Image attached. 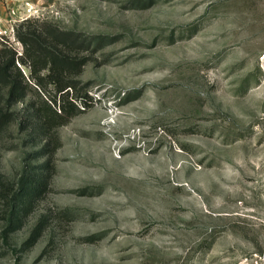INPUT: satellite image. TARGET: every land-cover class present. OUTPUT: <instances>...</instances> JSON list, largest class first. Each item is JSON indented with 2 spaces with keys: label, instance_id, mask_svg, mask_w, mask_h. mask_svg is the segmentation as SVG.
<instances>
[{
  "label": "rangeland",
  "instance_id": "374dc122",
  "mask_svg": "<svg viewBox=\"0 0 264 264\" xmlns=\"http://www.w3.org/2000/svg\"><path fill=\"white\" fill-rule=\"evenodd\" d=\"M37 19L104 42L48 154L0 134V264H264V0H0V41Z\"/></svg>",
  "mask_w": 264,
  "mask_h": 264
},
{
  "label": "trees",
  "instance_id": "16d2710c",
  "mask_svg": "<svg viewBox=\"0 0 264 264\" xmlns=\"http://www.w3.org/2000/svg\"><path fill=\"white\" fill-rule=\"evenodd\" d=\"M36 21V26L22 25L16 29V35L24 45L21 54L8 42L0 41V134L16 124L30 131L32 141L42 143L41 154L46 155L49 153L47 135L52 122L59 120L55 126L64 123L68 108L80 111L76 101L84 102L89 97L91 83L79 85L78 79L82 68L91 59L89 55H82L83 48L99 51L104 37L87 40L81 37L82 34L61 29L49 21ZM22 65L29 68V75L23 72ZM50 85L56 96L58 94L56 107L53 99L42 94ZM83 89L84 93L78 95ZM34 93L37 99L32 97ZM20 103L22 106L16 109ZM40 185V182L37 185L28 183L22 193L30 198L40 190Z\"/></svg>",
  "mask_w": 264,
  "mask_h": 264
},
{
  "label": "built area",
  "instance_id": "2783aa9c",
  "mask_svg": "<svg viewBox=\"0 0 264 264\" xmlns=\"http://www.w3.org/2000/svg\"><path fill=\"white\" fill-rule=\"evenodd\" d=\"M2 39V38H1Z\"/></svg>",
  "mask_w": 264,
  "mask_h": 264
}]
</instances>
